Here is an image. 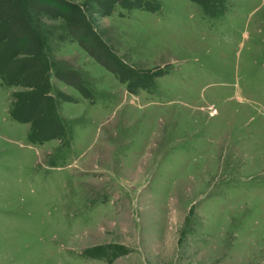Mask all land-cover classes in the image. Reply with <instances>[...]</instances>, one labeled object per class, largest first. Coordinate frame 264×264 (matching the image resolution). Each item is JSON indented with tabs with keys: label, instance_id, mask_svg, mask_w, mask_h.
I'll list each match as a JSON object with an SVG mask.
<instances>
[{
	"label": "rangeland",
	"instance_id": "rangeland-1",
	"mask_svg": "<svg viewBox=\"0 0 264 264\" xmlns=\"http://www.w3.org/2000/svg\"><path fill=\"white\" fill-rule=\"evenodd\" d=\"M17 2L0 264H264V0Z\"/></svg>",
	"mask_w": 264,
	"mask_h": 264
},
{
	"label": "trees",
	"instance_id": "trees-1",
	"mask_svg": "<svg viewBox=\"0 0 264 264\" xmlns=\"http://www.w3.org/2000/svg\"><path fill=\"white\" fill-rule=\"evenodd\" d=\"M39 1H45V0H39ZM17 5L19 6L18 8H17V11L19 12V13H22V12H20V11H23V13H26L27 14V16H28V14H29V11H31V3H30V6H28L27 5V2H26V0H22V2H17ZM28 6V7H27ZM138 6H141V5H138ZM15 13L14 14H8V16L7 17H5V20H3L1 17H2V15H0V47H2V46H4V53H2V54H0V64H2V65H11L13 62H15V61H18L19 60V62H23V61H26V59H19V56H21L22 54H21V52L24 50V47H23V45L24 44H26L27 42H25L24 43V40H26L27 38L24 36L23 37V40H20V42H23L24 44L22 45H19V44H15V43H13V44H11L10 43V37L12 38V33H11V31L9 32V31H7L8 30V27H9V25L14 21V19H15ZM17 16V15H16ZM16 19H17V17H16ZM28 20L29 21H31L32 22V24H33V20H32V18L31 17H29L28 16ZM4 24H6V25H4ZM2 25H4L3 26V28L1 29V27H2ZM10 36V37H9ZM38 37V36H37ZM39 38V37H38ZM41 41V40H40ZM41 42H39V44H38V46H40L41 44H40ZM9 49V50H8ZM11 49H12V52H10L11 51ZM39 49H41V52H43L44 50H43V46L41 45L40 46V48ZM27 55H29V54H27ZM2 66L0 65V68H1ZM22 67V66H21ZM8 68V67H7ZM21 69L19 68V70L18 71H20ZM50 69L48 68L46 71L48 72ZM45 71V72H46ZM39 72V71H38ZM50 72V71H49ZM52 73V72H51ZM46 75H48V74H46ZM45 75V76H46ZM0 77H1V79L3 80V77H2V72L0 71ZM47 79V78H46ZM44 84H45V81H44ZM34 93V92H33ZM46 94H47V96H48V92L46 91H37L36 93H34V95H36L37 97L34 99V104H33V106H34V108L35 109H39L40 108V104L42 105V102H44L45 100H46ZM11 118L12 119H14V120H16V121H18L19 122V120L18 119H16L15 118V115L13 114V113H11ZM21 120V119H20ZM21 122V121H20ZM25 121H23V123H24Z\"/></svg>",
	"mask_w": 264,
	"mask_h": 264
}]
</instances>
